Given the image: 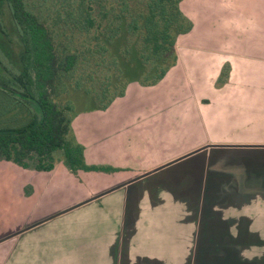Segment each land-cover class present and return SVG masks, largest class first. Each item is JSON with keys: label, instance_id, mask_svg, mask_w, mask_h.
<instances>
[{"label": "crops", "instance_id": "1", "mask_svg": "<svg viewBox=\"0 0 264 264\" xmlns=\"http://www.w3.org/2000/svg\"><path fill=\"white\" fill-rule=\"evenodd\" d=\"M190 1L158 83L72 116L113 183L2 240L0 264H264V0Z\"/></svg>", "mask_w": 264, "mask_h": 264}, {"label": "trees", "instance_id": "2", "mask_svg": "<svg viewBox=\"0 0 264 264\" xmlns=\"http://www.w3.org/2000/svg\"><path fill=\"white\" fill-rule=\"evenodd\" d=\"M29 1L0 0V33H5L6 8L21 45L12 65H6L0 57V95L27 113L10 124L0 117V159L22 168L50 171L53 153L60 150L70 170L104 169L86 165L82 146L67 138L74 105L60 102L61 95L69 86L87 96L89 109L103 110L124 95L129 82L155 85L175 65L177 39L191 30L192 22L183 14L181 0H146L145 8L131 11L127 17L124 5L122 14L105 18L102 30L94 26L89 12L73 22L56 19L57 16L50 22ZM76 29L91 32L92 47L83 51L79 48L73 36L80 33ZM122 33L128 38L119 48L115 41ZM97 44L100 47L96 48ZM0 49L7 54L2 41ZM84 52L88 58H96L95 62L86 64L89 70L73 78L76 71L84 68L80 66ZM100 57L101 61L96 62ZM98 67L104 70V76L98 75ZM229 70L230 64L224 63L217 81L224 82ZM121 79V85H117Z\"/></svg>", "mask_w": 264, "mask_h": 264}, {"label": "rangeland", "instance_id": "3", "mask_svg": "<svg viewBox=\"0 0 264 264\" xmlns=\"http://www.w3.org/2000/svg\"><path fill=\"white\" fill-rule=\"evenodd\" d=\"M29 2L32 7H35L50 22H53V17L55 16H57L56 19L60 17L73 22L76 19H81L89 12L90 17L94 20V26L100 27L99 29L101 30L107 22L105 18L121 13L124 5H127L128 8V12L125 13L127 17L131 11L134 13L145 8L147 3L146 0H30ZM183 6L185 11L196 9V6L190 0H184ZM3 10L5 33H0V41L5 46L8 55L0 49V57L6 65L10 66L12 65V60L19 54L21 45L13 29L8 11L6 8ZM69 15H72L71 20L68 19ZM76 30L80 33L77 32L73 36H75V43L80 46L79 48L83 51L85 47H92L91 32H88L89 30L86 32L80 29ZM199 30L204 31L205 29ZM213 32V40L218 41L222 37V31ZM196 37V35H193L192 39L196 40ZM127 38L126 34L122 33L115 41V45L121 48L126 43ZM178 41L179 45H187L189 43L186 37H179ZM210 44L215 45V42ZM195 45V51L218 50L217 48L214 49L213 46H210V49L203 48L199 42ZM97 47H100V45L97 44ZM83 57L84 60L80 66L84 65V68L81 71L80 69L76 71L73 78L82 76L84 72L89 70V68H86V64L95 62L94 60L96 59L90 55L88 58L85 52ZM101 58L96 62H100ZM98 69L100 77L106 74L104 70L99 67ZM122 81L123 79L117 85H121ZM59 101L72 102L74 114L79 110L91 107L87 96H84L80 91L71 89L69 86L67 92L61 95ZM0 112H2L0 115L1 121L6 124L17 122L26 117L27 114L25 109L9 104L8 98L6 99L2 95H0ZM67 138L72 139L70 132ZM52 163L53 168L50 171L35 172L32 167L22 168L11 161L0 159V242L30 226L37 220L48 217L63 208L76 205L82 200L98 194L106 185L113 183L111 174H100L79 168L70 170L60 150H56L53 153ZM66 171H69V173L67 174Z\"/></svg>", "mask_w": 264, "mask_h": 264}]
</instances>
